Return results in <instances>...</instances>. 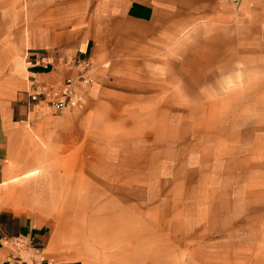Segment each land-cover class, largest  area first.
Segmentation results:
<instances>
[{"label": "rangeland", "instance_id": "rangeland-1", "mask_svg": "<svg viewBox=\"0 0 264 264\" xmlns=\"http://www.w3.org/2000/svg\"><path fill=\"white\" fill-rule=\"evenodd\" d=\"M226 26H194L169 55L132 54L127 72L118 55L100 61L104 33L91 57L74 51L78 34L44 51L64 78L87 62L90 83L62 111L22 102L4 187L45 225L33 260L150 264L160 247L170 264H264V0Z\"/></svg>", "mask_w": 264, "mask_h": 264}, {"label": "crops", "instance_id": "crops-1", "mask_svg": "<svg viewBox=\"0 0 264 264\" xmlns=\"http://www.w3.org/2000/svg\"><path fill=\"white\" fill-rule=\"evenodd\" d=\"M73 0L67 12L61 0H0V264L33 249L31 260L44 251V226L33 215L12 209L4 184L13 138L22 129L26 96L36 85L45 89L61 82L62 69L52 64L47 49H63L65 34H78L74 48L91 57L104 33L103 47L121 57L120 70L128 71V56L153 50L158 57L177 47L180 36L203 23H234L243 8L256 0ZM86 7L87 10H86ZM67 13V18H66ZM99 19V20H98ZM100 26L99 28L97 26ZM169 55V54H168ZM127 56V58H125ZM170 62V60H167ZM112 71L118 67L111 65ZM17 239L22 244L11 243ZM41 246L38 248L35 246ZM41 252V255H42ZM40 264H82L77 259L43 257Z\"/></svg>", "mask_w": 264, "mask_h": 264}, {"label": "built area", "instance_id": "built-area-1", "mask_svg": "<svg viewBox=\"0 0 264 264\" xmlns=\"http://www.w3.org/2000/svg\"><path fill=\"white\" fill-rule=\"evenodd\" d=\"M232 2L237 3L238 0H232ZM78 71L71 76L64 78L61 82L56 85L50 84L45 89L40 85L34 87V92L31 93L30 100L32 103H45L51 105L57 111H62L63 109L74 105L81 93L88 87L90 83V78L87 75L85 68L88 67L87 62H79ZM11 243L22 244V242L17 239H13ZM34 253H38L37 249H33ZM7 264H40L35 260H26L22 257H12Z\"/></svg>", "mask_w": 264, "mask_h": 264}, {"label": "bare ground", "instance_id": "bare-ground-1", "mask_svg": "<svg viewBox=\"0 0 264 264\" xmlns=\"http://www.w3.org/2000/svg\"><path fill=\"white\" fill-rule=\"evenodd\" d=\"M108 221V220H107ZM100 224V221L94 222L98 228L96 229L99 233H113L115 230V222L108 224V222ZM130 222V221H129ZM122 223V222H120ZM144 230V229H142ZM171 252V251H170ZM146 258L150 261V264H170L171 263V254L161 249L160 247H153L146 252ZM138 261V260H137ZM135 262V264L137 263Z\"/></svg>", "mask_w": 264, "mask_h": 264}]
</instances>
